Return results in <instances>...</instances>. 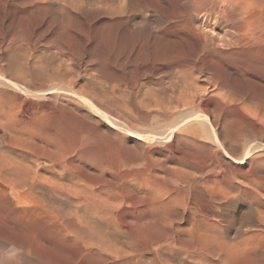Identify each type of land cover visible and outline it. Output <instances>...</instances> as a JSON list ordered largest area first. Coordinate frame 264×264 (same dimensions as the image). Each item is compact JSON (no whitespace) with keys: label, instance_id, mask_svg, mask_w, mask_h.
<instances>
[{"label":"rangeland","instance_id":"rangeland-1","mask_svg":"<svg viewBox=\"0 0 264 264\" xmlns=\"http://www.w3.org/2000/svg\"><path fill=\"white\" fill-rule=\"evenodd\" d=\"M79 1L81 0L71 4H69L70 0L66 1L67 4L63 0L61 2L56 1L57 3H51L49 8L51 10L41 9V11H37L33 5L26 4L24 0H0V44L9 41L8 37L11 39L19 31L24 33L28 30V34L24 33L27 34L26 37L24 34L22 37L16 35L19 39L15 43L20 46L19 48H21L23 54L33 53L29 50L30 43H38L39 48L33 54L42 57L45 62L52 64V67L60 69L59 72L66 75L68 86L80 95L92 100L96 105L106 109L113 118L115 117L118 122L124 124L125 130L124 128H117L103 115L94 111L88 103L86 105L85 100L77 99L73 94L61 92L53 94L56 100H52L50 103L56 101L53 102V105L59 104L57 105L58 116L62 115L49 124L47 129L50 133L47 129L45 132L47 137L52 135L56 141L58 140L59 145L63 141L62 145H65L64 152L68 154L67 163L60 162L57 165L56 170L58 172H56L57 174L60 173V176L58 174V180H62L60 182H70V186L75 187V192H79L80 189L86 191L87 195L84 196L82 193L79 195L80 192L77 194L73 191L75 195L80 196L82 199L77 200L74 197L76 198V202H74V198L67 199L63 197L62 200V196L55 197L52 193L46 194V200L51 196L48 203L51 202L53 208L55 204L54 209L59 215L64 216L62 222L65 223L74 219V224L54 227L57 229L56 231H45L41 225L27 223L22 218L18 219L16 215L14 216L16 212L14 213L11 209L10 213V208L5 207V204L9 202L5 199L6 197L2 198L0 196L1 202L4 200L2 203L7 202L0 207V211H3L0 212V264H264V102L262 101L264 98V81H262L264 80V58H257L250 54H244L245 57L243 55H231L220 69L222 77H226L224 78L226 80L219 82L221 88L225 86L223 87L224 90L220 88L221 91L220 86L218 87L214 83V85L208 86L207 80L212 76H210L211 72L203 71L201 74L203 76L198 72L194 73V78L197 77L196 80L203 79L202 82L201 80L197 81L199 85L201 84L200 86H207L206 88L210 89L209 91L214 90L207 96L209 99L207 97L204 99L205 102L203 101L202 105H199L196 109H191L196 110V114L209 115L212 125H216L215 122L219 121L216 125L217 128L215 125L213 127H215L217 133L221 134L218 135L220 140H223L221 141L222 147L212 141L209 143L208 139L210 138L207 137L210 136V130L207 126V128L205 127L202 121L194 119L190 121L197 127L192 128L193 132L182 126V128L176 130L174 138L168 135L167 138L166 135H163V132L174 128L175 124L173 123H175L177 115L180 113L185 114L191 109L188 107H184V109L182 106H180L181 108L177 107L178 109H175L176 106L164 107L165 109L156 106V108L154 106L150 108L145 105L138 109L134 106V100L137 102L140 97L139 94L142 96L145 91L152 88V91H158V89L169 90V94L171 93V86L169 85H173L182 74L183 76H189L191 73L187 69L188 66L182 63L186 59V51L184 50L189 46L183 45L184 39L179 38L180 40L177 39L176 41V38L169 36H163L157 41L148 40L150 31L147 25L137 33V22L150 17L149 14H151L146 10L145 12L143 8L129 13L123 6L125 5L123 1L122 3L119 2L122 6L116 1L114 4H118L120 10L124 7L123 10L126 12L125 14L122 10L121 14L119 7H116L117 5L112 7L110 5L113 3L106 0L103 3L106 7L110 4L109 7L114 10L111 11L116 15L113 16L114 14L110 11L111 8L107 9L102 2L101 5L96 3L95 7L98 9L94 7L90 9L89 7L90 10H87V6H84L86 3L82 4ZM184 1L153 0L150 7H158V5L163 4L167 9H172H168L169 12L171 11L170 17H172L174 13L190 6V0H187L188 3L186 0ZM76 2H78V5H83L80 6L83 7L82 11L78 10V6H72V4H77ZM57 6L62 8H56ZM99 6H102L101 11ZM4 7L5 9H3ZM52 7L56 8L57 11ZM92 9L97 12L99 10V12L92 11ZM46 11L47 13H45ZM101 13L106 14L103 16ZM108 13L112 15L110 16ZM118 13L121 15H117ZM136 13L142 14L137 15ZM98 14L100 15L98 16ZM132 15L140 16L139 20L137 19V22L133 20ZM102 19L105 20V23ZM26 20L27 23L29 20L28 25ZM100 22H103L104 25ZM48 27L50 28L47 29ZM98 28L100 29L98 30ZM140 31H142V34ZM12 32H15V34L12 35ZM54 34H58L57 41L65 44L72 43L73 48L71 51L64 52L50 44ZM136 35L140 41L143 39L140 44L139 41H136ZM50 36L51 38H49ZM147 41L150 42L146 43ZM152 41L156 44L154 45ZM8 45L6 44L3 50L0 49V76L9 79L10 77L6 76L10 75L5 74L6 72L3 71V68L7 65L4 56L10 53V49H13L16 45L13 44V47H11L12 44L9 45L10 47ZM152 47L153 49L157 47L159 50L155 49L153 51ZM153 52L155 54L152 55ZM165 53L167 54L165 55ZM251 57L254 61L251 60ZM151 58L155 63L151 61ZM159 58L165 62L171 60L176 66H165L164 71L162 69L160 71L155 68L160 63V60H156ZM149 59L150 63L147 61ZM228 63L229 65H227ZM177 69L180 70L177 73H181L179 77H177L178 74L175 71ZM186 69L187 74L184 75ZM182 71L185 73H182ZM138 79L141 81H138ZM252 81L255 83H252ZM232 82L235 83L232 84ZM249 82L251 85L248 84ZM254 84L260 85L254 86ZM238 85L241 87L239 88ZM138 86L139 90H137ZM216 89H219L218 95ZM9 90L0 84V111L5 108L10 109L11 105L14 107L15 103L10 102L8 96H3L6 95L5 91L10 92ZM232 90L235 91L234 94ZM239 90L245 91L240 92ZM246 90L250 91V94ZM215 92L217 96H215ZM252 93L255 95L252 96ZM257 94L259 97H256ZM210 96L212 97L210 98ZM261 98L263 103L260 101ZM35 103L36 105H42L45 102L34 100ZM15 105L14 109L16 111L20 114L25 113L24 105ZM17 105L22 106V109ZM65 107L69 110H66ZM169 110L170 112H168ZM63 113L66 114L63 115ZM5 125L10 126L8 123ZM201 126L205 129H202ZM13 129L18 132L20 128L15 127V125L11 127L14 136L19 137L21 132L17 133ZM128 130H133L135 134L137 132L136 138H133L134 132H131L132 135ZM145 130L146 132L159 130L158 137L160 140H158L156 134L152 139L142 137L140 134H144L142 132H145ZM206 131L208 132L206 133ZM180 132L181 135H179ZM55 135L60 136V138L57 137L56 139ZM184 136V141H186V138L188 140L191 137L193 140L195 137L197 141L196 139L193 141L197 142V145L194 146L195 142L191 138L185 143L182 140ZM161 138L163 140L167 139L163 142ZM8 139H10V131L7 132L0 126L1 154L18 159L20 153L17 152L18 155L14 152L7 153L5 145L3 146L1 142V140L8 141ZM155 140L158 141L155 143ZM198 143L203 148H200ZM186 145H189V148ZM259 145H262V150H257L256 147L260 148ZM190 146L196 148L190 150ZM247 146L248 148H246ZM241 147L243 149H240ZM197 148H200L201 151ZM245 148L247 151H245ZM252 148L256 150L253 151ZM237 157L241 161L237 160ZM63 174L67 175L66 178L68 179L65 178L64 180ZM93 192L97 196L105 197V199L95 197L96 194L94 195ZM49 194L50 196H48ZM82 195L85 198L89 196L88 200H85ZM77 202H79V208L76 205ZM90 208H93V211ZM87 213L90 215L87 216ZM76 214H78L77 217H75ZM95 214L96 216L97 214L103 215L104 222L103 220L100 221L102 218L100 215H98L100 217L98 219L99 217H96ZM106 215L108 216L105 217ZM76 219L81 221L82 225L79 221L78 224ZM86 222L88 223L86 224ZM96 222H99L98 225ZM102 223L108 226L106 227ZM207 227L208 229H206ZM214 227L216 228L214 229ZM102 228L105 230L103 231ZM96 231L104 233L102 239ZM28 238L31 240L29 244ZM241 241L242 244H240ZM255 242H259L257 243L258 246H255ZM61 243L64 245L62 246ZM238 244L242 245L243 248L240 245L241 248H239ZM214 253L217 254L213 255ZM222 254L223 256H221ZM251 255L252 257H250ZM253 257H256L255 260H253Z\"/></svg>","mask_w":264,"mask_h":264},{"label":"bare ground","instance_id":"bare-ground-1","mask_svg":"<svg viewBox=\"0 0 264 264\" xmlns=\"http://www.w3.org/2000/svg\"><path fill=\"white\" fill-rule=\"evenodd\" d=\"M26 1V4H31V6L33 5V7H35V9L37 11H41V9L44 10H48L51 6L52 2H56V1H60L61 0H24ZM67 0H63V2H66ZM77 1V0H75ZM75 1H71L75 3ZM82 1V0H81ZM80 3H86L84 6H87V10L91 9V7L93 8H97L96 3H100L99 5H101V2L105 3L106 0H83L84 2ZM112 2L113 4L110 5L113 7V5H115L114 3L117 1V3H122V1L125 3V5H123L126 9L127 12H135L136 9H141L143 8L144 11L146 10L147 12H150L151 14L150 17H147L145 19H142L141 21L137 22V19L139 20L140 16H135L132 15V17L134 18L133 20H136L137 22V29L136 31H138L137 33H139V30H142L145 28V26L147 25L149 28V37L148 40H159L161 38H163V36H169L172 38H176V41L178 39V41L180 40L179 38L184 39V43L183 45L185 46H189L187 49L185 48L184 51H186V59L182 62L185 63V66H188L187 69H189V72L191 74H189V76H180V78H178V80L175 81V83L173 85H169L170 87V92L168 94V91H165L164 89L159 90H153L149 89V91H145L144 94H139L140 97L138 98L137 102L136 100H134V106L136 108H142L144 105L147 107L152 108V106H154V108L156 107H170V106H176L175 109L180 106H182V108L184 107H188L189 109H196V107L198 108L199 105H202L204 99L210 95L211 91H209L210 89L206 88V87H202L200 86L197 81L201 80V79H195L197 77L194 78V73L198 72L200 73V75L202 74L203 71H208L211 72L210 74V78L207 80L208 82V86L210 87V85H216V86H220L219 82L221 83V80H226L224 78L226 77H222V71L221 66H223L226 62V60L231 57V55H243L245 57L244 54H250L253 55L254 57L257 58H264V0H190V6L188 7H184V10H180L178 13H174V15L172 17H170V13L167 7L162 5H158V7H150L151 2H153V0H107ZM165 1V0H164ZM179 1V0H178ZM19 2V1H18ZM62 2V3H63ZM69 2V1H68ZM155 2V1H154ZM159 2V1H158ZM182 2H185L184 0H182ZM187 2V0H186ZM57 3V2H56ZM55 3V4H56ZM77 4H72V6L76 5V7H79V11L83 10V7H80L81 5H78V2H76ZM103 3V4H104ZM119 3V4H120ZM188 3V2H187ZM3 4V3H2ZM6 4V3H5ZM16 4V3H15ZM54 4V5H55ZM60 4V3H59ZM58 4V5H59ZM67 4V2L65 3ZM107 4V3H106ZM161 4V3H160ZM170 4V3H169ZM173 4V3H172ZM1 5V4H0ZM12 5V4H11ZM19 5V4H18ZM105 5V4H104ZM105 7L107 9H110L111 7ZM117 5V6H116ZM116 7H119L118 4H116ZM121 5V4H120ZM155 5V4H154ZM167 5V4H166ZM184 5V4H182ZM3 6V5H2ZM5 6V5H4ZM8 6V4H7ZM27 6V5H26ZM63 6V5H62ZM83 6V5H82ZM103 6V5H102ZM100 7V11H101V7ZM122 6V5H121ZM156 6V5H155ZM169 6V5H168ZM180 6V5H179ZM9 7V6H8ZM12 7V6H11ZM20 7V5H19ZM55 7V6H53ZM52 7V8H53ZM59 6H57L56 8H58ZM61 7V6H60ZM59 7V8H60ZM75 7V9H77ZM84 7V9H86ZM124 7L120 10L119 7V12H121ZM173 7V6H172ZM176 7V6H175ZM1 8V7H0ZM53 8V9H56ZM62 8V7H61ZM67 8V7H66ZM74 8V7H73ZM72 8V9H73ZM82 8V9H80ZM181 8V7H179ZM5 9V7L3 8ZM22 9V8H21ZM68 9V8H67ZM71 9V8H70ZM69 9V11H70ZM71 9V10H72ZM89 9V10H90ZM95 9H92L95 10ZM98 9V8H97ZM115 9V8H113ZM171 9V8H170ZM169 9V10H170ZM178 9V8H177ZM183 9V8H182ZM51 10V9H49ZM64 10V9H63ZM62 10V11H63ZM106 10V9H105ZM112 10V8L110 9V11ZM117 10V8H116ZM115 10V11H116ZM172 10V9H171ZM57 11V9H56ZM68 11V12H69ZM96 11V10H95ZM103 11V10H102ZM107 11V10H106ZM105 11V12H106ZM109 11V13H110ZM114 11V10H112ZM111 11V12H112ZM118 11V10H117ZM116 11V12H117ZM145 11V12H146ZM67 12V13H68ZM77 12V11H76ZM89 12V11H86ZM97 12V11H96ZM95 12V13H96ZM99 12V10H98ZM97 12V13H98ZM47 13V11L45 12ZM81 13V12H80ZM90 13V12H89ZM94 13V12H93ZM108 13V14H109ZM113 13V12H112ZM123 13L126 14V12ZM72 14V13H71ZM79 14V13H77ZM83 14V12H82ZM86 14V13H85ZM102 14V13H101ZM106 13H103L102 15L105 16ZM114 14V13H113ZM122 14V12H121ZM120 13H118L117 15H121ZM137 14V13H136ZM142 14V13H141ZM141 14H137V15H141ZM76 15V14H73ZM100 14H98L99 16ZM110 15V14H109ZM112 15V14H111ZM110 15V16H111ZM124 15V14H123ZM122 15V17H123ZM128 15V13H127ZM77 16V15H76ZM79 16V15H78ZM96 16V15H95ZM108 16V15H107ZM113 16H116L115 14ZM129 16V15H128ZM146 16V15H145ZM36 17V16H35ZM41 17V16H40ZM109 17V16H108ZM120 17V16H119ZM127 17V16H126ZM125 17V18H126ZM144 17V16H142ZM105 18V17H104ZM112 18V17H110ZM109 18V19H110ZM113 19V18H112ZM119 19V18H118ZM130 19V18H129ZM23 20V19H22ZM96 20V19H95ZM94 20V23H95ZM101 20V19H100ZM103 20V19H102ZM105 20H107L105 18ZM105 20H103V22L105 23ZM132 20V18H131ZM131 20H129V22H131ZM103 22H100L103 24ZM112 22V20H111ZM127 22V20H126ZM29 23V20H28ZM27 20H26V24L28 25ZM98 23V22H96ZM99 23V24H100ZM110 23V22H109ZM115 23V22H114ZM24 24V25H26ZM60 24V23H59ZM133 24V23H132ZM135 24V23H134ZM133 24V25H134ZM22 25V23L20 24V26ZM26 25V27H27ZM53 25V24H51ZM104 25V24H103ZM118 25V24H117ZM54 26V25H53ZM136 26V25H135ZM134 26V27H135ZM25 27V28H26ZM96 27V25H95ZM98 27H100L98 25ZM103 27V26H102ZM101 27V28H102ZM23 28V27H21ZM24 28V29H25ZM50 27H48L47 29H49ZM60 28V27H59ZM130 28V27H129ZM147 28V27H146ZM18 29V28H17ZM23 29V30H24ZM100 28H98L99 30ZM133 29V28H132ZM14 30V28H13ZM26 30V29H25ZM117 30H119L117 28ZM128 30V29H127ZM148 30V29H147ZM16 31V30H15ZM50 31V30H49ZM48 31V32H49ZM26 33L28 32V30L25 31ZM24 32V33H25ZM23 31H19L18 36H23ZM45 33V32H44ZM52 33V32H51ZM101 33V32H100ZM140 33L142 34V31H140ZM15 34V32H12V35ZM28 34V33H27ZM26 34V35H27ZM16 35H13L11 37V39L8 37L9 41H5V43H1L0 44V49L3 50L4 46L6 44H12L11 47H13V44H15L13 47V49H10V53L6 54V50H5V56L4 59L7 61V65L5 66V68H3V71L6 72L5 74H9L10 76H6V77H10L5 78V76H0V84H2V86H5L6 88L10 89V92H6L5 96H8V99L10 100V102H14L15 104H21L24 105V109H25V113H19L18 111H16L14 109V107L16 106L14 103V107L13 105H11L12 107L10 109H2L0 111V126L3 127L7 132L10 131V139H8V141L6 140H1V142L3 143V146L5 145L6 147V151L7 153L10 152L11 153H15L17 154L20 153V156H18V159H14L11 156H4L2 155L0 152V196L2 198H5L6 200H8L9 204L7 203L5 204L7 208H10V213H11V209L12 211L16 214H14V216L16 215L19 218L24 219L27 223L30 224H38L41 225V227H43L42 229H44L45 231H56L57 229L54 227H63V226H69L70 224H74V219L68 221V222H62V217H64L63 215H59L58 212L54 209L55 208V204H54V208L51 206L52 204L48 203V200L50 199V194L48 196H50L47 200H46V194L47 193H52L54 194L55 197H59L62 196L61 199L63 200L64 198L67 199H72L74 197L78 199H81L80 196L75 195V193H79V195L82 193L84 196L87 195L86 191H81L79 189V192H75V187L74 186H70V182H60L62 180H58L59 176L57 174V165L60 162H66L67 156L68 154L64 152V147L65 145L62 141L61 145L58 144V142L53 138L52 135L47 137L46 134V129L49 126V124H51V122L55 119V118H59L60 116H58L59 112H58V108L57 105H53V102L50 103L52 100H56V98H54L55 96L53 94L55 93H67V94H73L78 98L85 100L86 101V105L87 103L90 105V107L96 111L97 113L103 115L105 118H107L111 123H113L117 128H124V124L118 122L115 117L113 118L112 115L103 107L96 105L92 100L88 99L87 97H85L84 95H80L79 93L75 92L70 86H68V84L66 83V75L62 74L61 72H59L58 69L52 67L53 65L50 63H47L43 60L42 57H38L35 56L34 51L37 50L38 47V43H30V51L33 53L30 54H23L21 48H19L20 46L17 45L16 40L19 39V37H16ZM25 35V34H24ZM25 35V37H26ZM50 35V34H49ZM58 35V34H57ZM57 35L54 34L49 38H51V42L50 44H52L53 46H55L56 48H58L61 51H71V49L73 48V44H65V43H61L60 41H57ZM97 35V34H96ZM139 35V34H138ZM142 36V35H141ZM95 37V36H94ZM138 36L136 35V41L140 44L141 41H143V39L140 41L138 38ZM48 38V39H49ZM98 38V37H96ZM168 38V37H167ZM171 38V39H172ZM47 39V41H49ZM147 39V38H146ZM135 40V39H134ZM168 40H170L168 38ZM175 40V39H174ZM172 40V41H174ZM62 41V40H61ZM146 41V40H145ZM152 41V42H153ZM136 42V43H137ZM150 42V41H149ZM148 41L146 43H149ZM137 43V44H138ZM160 43V42H159ZM40 44V43H39ZM49 44V43H48ZM142 44V43H141ZM154 44V42H153ZM151 43V45H153ZM156 44V43H155ZM154 44V45H155ZM161 44V43H160ZM159 44V45H160ZM8 45V46H9ZM150 45V46H151ZM153 45V46H154ZM7 46V48H8ZM41 46V45H40ZM49 46V45H48ZM138 46V45H136ZM10 47V46H9ZM159 47V46H157ZM155 48L157 50H159L158 48ZM54 48V47H53ZM153 49V47H152ZM153 49V51L155 50ZM0 50V51H1ZM173 50V49H172ZM170 50V51H172ZM177 50V49H176ZM67 51V52H69ZM181 51V50H180ZM164 52V51H163ZM161 52V53H163ZM167 52V51H166ZM174 52V50H173ZM3 53V51H2ZM157 53V52H156ZM77 54V53H76ZM152 55L155 54L154 52L151 53ZM150 54V55H151ZM164 54V53H163ZM167 53H165L166 55ZM80 55V54H79ZM78 55V56H79ZM158 56H160V54L157 53ZM163 55V56H165ZM183 55V54H182ZM156 56V57H158ZM185 56V54H184ZM242 56V57H243ZM1 57V55H0ZM80 57V56H79ZM148 57V56H147ZM152 57V56H151ZM241 57V58H242ZM243 57V58H244ZM250 57V56H248ZM149 58V57H148ZM147 58V59H148ZM166 58V57H165ZM164 58V59H165ZM185 58V57H184ZM247 58V57H246ZM253 60V57H251ZM1 59V58H0ZM3 59V58H2ZM84 60V59H83ZM156 60H160L156 59ZM155 60V61H156ZM163 60V59H162ZM168 60V59H167ZM264 60V59H263ZM148 63H150L151 61L154 62L151 58L147 60ZM171 61V60H170ZM168 61H161L158 66H156L155 68L160 70H163L165 66L167 67H172L175 64L172 63L173 61L170 62ZM229 61V60H228ZM243 61V60H242ZM254 61V60H253ZM249 62V61H247ZM263 62V61H262ZM155 63V62H154ZM157 63V62H156ZM232 63V62H231ZM251 63V62H249ZM261 63V62H260ZM264 63V62H263ZM153 64V63H152ZM150 64V65H152ZM158 64V63H157ZM253 63H251L252 65ZM257 64V63H255ZM5 65V64H4ZM155 65V64H153ZM152 65V66H153ZM169 65V66H168ZM229 65V63L227 64ZM250 65V66H251ZM254 65V64H253ZM176 66V65H175ZM179 66V65H178ZM232 66V65H230ZM256 66V65H254ZM258 66V65H257ZM154 67V66H153ZM261 67V66H258ZM257 67V68H258ZM155 68H154V72H155ZM238 68V67H237ZM252 68H254L252 66ZM256 68V69H257ZM264 68V67H263ZM185 69V68H184ZM187 69H186V73L184 71H182V73H185L184 75L187 74ZM230 69V68H228ZM254 69V70H256ZM172 70V69H171ZM183 70V69H182ZM259 70V69H258ZM152 71V70H151ZM158 71V72H160ZM164 71V70H163ZM166 71V70H165ZM168 71V70H167ZM176 73L180 72V70L178 71L175 70ZM231 71V70H230ZM229 71V72H230ZM253 71V70H252ZM1 72V70H0ZM239 72V71H237ZM245 72V70H244ZM255 72V71H254ZM260 72V71H259ZM153 73V72H151ZM168 73V72H167ZM232 73V72H231ZM258 73V72H257ZM262 73V72H261ZM264 73V72H263ZM158 74V73H157ZM164 74V72H163ZM166 74V73H165ZM178 74V73H177ZM242 74V73H240ZM246 74V73H245ZM145 75V74H144ZM156 75V74H155ZM162 75V74H161ZM180 74H178L177 77H179ZM236 75V74H235ZM247 75V74H246ZM262 75V74H261ZM163 76V75H162ZM197 76V74H196ZM203 76V75H201ZM205 76V75H204ZM226 76V75H225ZM229 76V75H228ZM256 77V75H254ZM139 77V76H137ZM182 77V78H181ZM236 77V76H235ZM234 77V78H235ZM241 77V76H240ZM243 77V75H242ZM241 77V78H242ZM258 77V76H257ZM264 77V76H263ZM145 78V77H144ZM169 78V77H168ZM204 78V77H203ZM233 78V77H230ZM239 78V77H238ZM236 78V79H238ZM239 78V79H241ZM247 78V77H246ZM238 79V80H239ZM243 79V78H242ZM262 79V78H261ZM140 79H138L139 81ZM203 80V79H202ZM201 80V82H202ZM235 80V79H234ZM246 80V79H245ZM141 81V80H140ZM156 81V80H155ZM233 81V80H231ZM264 81V80H262ZM172 82V81H171ZM205 82H206V78H205ZM224 82V81H222ZM228 82V79H227ZM226 82V83H227ZM204 83V82H203ZM214 83V84H213ZM235 83V82H234ZM232 82V84H234ZM246 83V81H245ZM252 83H255L254 81H252ZM258 83V82H257ZM260 83V82H259ZM262 83V82H261ZM260 83V84H261ZM264 83V82H263ZM141 84V83H140ZM225 84V83H224ZM231 84V83H230ZM250 84V82L248 83ZM259 84V85H260ZM139 85V84H138ZM206 85V84H205ZM229 85V84H228ZM227 85V86H228ZM251 85V84H250ZM254 84V86H259ZM141 86V85H140ZM226 86V87H227ZM253 86V85H252ZM262 86V85H261ZM213 87V86H211ZM225 87V86H223ZM223 87L221 88V86L219 87V89L221 88L222 90ZM237 87V86H236ZM239 87V85H238ZM237 87V88H238ZM241 87V86H240ZM239 87V88H240ZM264 87V86H263ZM4 88V87H3ZM215 88V86H214ZM235 88V87H234ZM238 88V89H239ZM255 88V87H254ZM253 88V89H254ZM143 89V88H142ZM219 89H216L215 91H217V95L219 94ZM220 89V91H221ZM236 89V88H235ZM237 89V90H238ZM252 89V90H253ZM137 90H139V86L137 88ZM141 90V89H140ZM227 90V88H226ZM241 90V89H240ZM239 90V91H240ZM251 90V88H250ZM233 91V90H232ZM245 91V90H244ZM244 91H240V92H244ZM247 91V90H246ZM134 92V91H133ZM235 91H233L234 94ZM248 93L250 91H247ZM255 92V91H254ZM231 92L229 91V94ZM239 93V92H238ZM4 94V93H3ZM114 94V93H113ZM124 94V93H123ZM214 94V93H213ZM228 94V93H226ZM242 94V93H241ZM247 94V93H245ZM250 94V93H249ZM71 95V96H73ZM138 95V94H137ZM216 92H215V96ZM236 95V94H235ZM255 95L252 93V96ZM50 98H49V97ZM66 96V95H65ZM229 96V95H228ZM226 96V97H228ZM231 96V94H230ZM238 96V95H237ZM250 96V95H249ZM251 96V98H252ZM137 97V96H136ZM212 96H210L211 98ZM214 97V96H213ZM232 97V96H231ZM256 97H259L258 94ZM262 97V96H260ZM7 98V97H6ZM208 98V97H207ZM255 98V97H254ZM263 98V97H262ZM262 98L260 99V101L262 100ZM74 99V98H73ZM76 99V101H77ZM209 99V98H208ZM256 99V98H255ZM34 100L39 101V100H43L45 103L42 105H36V103L34 104ZM58 100V99H57ZM60 100V99H59ZM70 100V99H69ZM211 100V99H210ZM8 101V100H7ZM64 101V100H63ZM62 101V102H63ZM102 101V100H100ZM259 101V100H258ZM264 102V98L262 100ZM261 101V103H263ZM56 102V101H55ZM54 102V103H55ZM60 103H62L61 101H58ZM205 102V101H204ZM9 103V102H8ZM7 103V104H8ZM11 103V104H12ZM67 103V102H66ZM65 103V104H66ZM85 103V102H83ZM207 104V103H206ZM61 105V104H60ZM264 105V103H263ZM18 107L20 105H17ZM66 106V105H64ZM156 106V107H155ZM22 106H20L19 108H21ZM107 107V106H106ZM134 107V108H135ZM218 107V106H217ZM9 108V106H8ZM162 108V110H163ZM177 108V109H178ZM181 108V107H180ZM23 109V110H24ZM61 109V108H60ZM63 109V108H62ZM66 109V107H65ZM90 109V108H88ZM137 109V110H138ZM149 109V108H148ZM165 109V108H164ZM174 109V108H173ZM185 109V108H184ZM187 112V113H183V114H178L176 113L177 117L175 118V124L170 130H167L166 132H163V135H167L171 138H174L173 136L176 133V130H179L180 128H182V126H184V128L189 129L190 132H193V127L195 126L193 121H202L203 124L205 125V127L207 126L208 129L210 130V136L206 137L213 139V140H209L212 141L213 143L215 142L216 144H218L219 146L222 147V139L220 140V136L221 134H219V132L217 133V131L214 129L215 127H213L214 125L211 124V118L209 115H204L203 114H196L195 111L196 110H192ZM69 110V109H66ZM136 110V109H135ZM147 110V109H146ZM205 110V109H204ZM203 110V111H204ZM207 110V109H206ZM209 110V109H208ZM62 111V110H61ZM172 111V110H171ZM198 111V109H197ZM111 112V111H110ZM161 112V110H160ZM170 112V110L168 111ZM173 112V111H172ZM180 112V111H178ZM186 112V111H185ZM201 112V111H199ZM205 112V111H204ZM92 113V111H91ZM66 114V113H65ZM63 113V115H65ZM70 114V113H69ZM96 114V113H95ZM210 114V112H209ZM222 114V113H221ZM21 115V116H19ZM98 115V114H97ZM164 115V114H163ZM215 115V113H214ZM212 116V115H211ZM218 117V116H217ZM163 118V117H162ZM219 118V117H218ZM4 119V120H3ZM165 119V118H164ZM215 119V118H214ZM217 119V118H216ZM6 120V121H5ZM218 120V119H217ZM120 121V120H119ZM221 121V120H220ZM227 121V120H226ZM10 124L11 125H15V127H19L20 129L18 130V132L21 134H19L20 136H14L13 131L11 130V127L13 126H9V125H5V124ZM55 122V121H54ZM53 122V124H55ZM195 122V121H194ZM213 122V121H212ZM215 122V121H214ZM108 123V122H107ZM196 123V122H195ZM215 123H219L215 122ZM222 123V122H221ZM216 124V125H217ZM167 125V124H166ZM197 125V123H196ZM200 125V124H198ZM202 125V124H201ZM215 125V126H216ZM52 126V125H51ZM170 126V124H169ZM172 126V124H171ZM152 127V126H151ZM168 127V126H167ZM196 127V126H195ZM206 127V128H207ZM55 128V127H54ZM114 128V127H113ZM197 128V127H196ZM202 128V126H201ZM217 128V126H216ZM15 129V128H14ZM13 129V130H14ZM17 129V128H16ZM127 129V128H126ZM129 129V128H128ZM151 129V128H150ZM205 129V128H202ZM207 129V130H208ZM52 130V129H51ZM54 130V129H53ZM208 130V131H209ZM219 130V129H218ZM16 131V130H14ZM48 131V129H47ZM130 131V133L133 130H128V132ZM162 131V130H161ZM206 131V133L208 132ZM17 132V131H16ZM17 132V133H18ZM49 132V131H48ZM134 132V131H133ZM50 133V132H49ZM139 133V132H138ZM144 134H140L142 135V137H146V138H151L155 137L157 135V137L159 136V130L158 131H154V130H150L147 131L145 130V132H142ZM162 133V132H161ZM197 133V132H196ZM55 134V133H54ZM57 134V132H56ZM132 134V133H131ZM135 134V132L133 133ZM132 134V135H133ZM137 134V132H136ZM136 134L134 135L133 138H136ZM156 134V135H155ZM183 134V133H182ZM219 134V135H218ZM16 135V134H15ZM58 135V134H57ZM181 135V132L180 134ZM200 135V134H199ZM205 135V134H204ZM209 135V134H208ZM264 135V134H263ZM190 136V135H189ZM51 137V138H50ZM60 138V136H56ZM187 137V135H186ZM226 137V136H225ZM8 138V137H7ZM58 138V139H59ZM159 138V137H158ZM165 138V137H164ZM168 138V137H167ZM166 138V139H167ZM181 138V137H180ZM185 136L183 137V141H184ZM191 138V137H190ZM188 138V140L190 139ZM200 138V137H199ZM205 138V137H204ZM222 138V137H221ZM239 138V137H238ZM3 139V138H2ZM150 139V140H151ZM162 139V138H161ZM166 139H162L163 142ZM179 139V138H178ZM194 139H196L194 137ZM193 139V140H194ZM201 139V138H200ZM60 140V139H59ZM62 140V139H61ZM147 140V139H145ZM160 140V138L158 139ZM155 140V143L156 141ZM161 140V141H162ZM173 140V139H172ZM186 138V141H188ZM192 140V138H191ZM192 140V141H193ZM154 141V139H153ZM169 141V140H168ZM181 141V140H179ZM186 141H184L186 143ZM197 141V139H196ZM204 141V140H203ZM148 142V141H147ZM150 142V141H149ZM160 142V141H159ZM195 142V141H193ZM189 143V142H187ZM197 142H195V145ZM203 143V142H202ZM211 143V144H213ZM190 144V145H191ZM207 144V143H206ZM215 144V145H216ZM245 145V143H243ZM252 144V143H251ZM191 145V146H192ZM199 147L200 144L198 143ZM202 145V144H201ZM209 145V144H208ZM187 146V145H186ZM189 146V145H188ZM187 146V147H188ZM190 146V147H191ZM193 146V148H194ZM207 146V145H206ZM239 146V145H238ZM246 146V145H245ZM258 146V145H255ZM262 146V145H261ZM261 146L259 145L260 148L256 147L257 150L261 149ZM1 147V146H0ZM198 147V146H197ZM202 147V146H201ZM200 147V148H201ZM211 147V146H208ZM214 147V146H213ZM240 147V146H239ZM243 147V146H242ZM240 149H243V148ZM189 148V147H188ZM193 148L191 147L190 150ZM196 148V147H195ZM194 148V149H195ZM200 148H197L200 150ZM203 148V147H202ZM207 148V147H206ZM215 148V147H214ZM217 148V147H216ZM248 148V146L246 147ZM245 148V151H247ZM254 148V147H253ZM252 150H256L253 149ZM205 149V148H204ZM220 149V148H219ZM218 149V150H219ZM238 149V148H237ZM236 149V150H237ZM262 150V149H261ZM4 151V150H3ZM198 151V150H197ZM201 151V150H200ZM208 151V150H207ZM214 151V150H212ZM222 151V150H221ZM242 151V150H241ZM251 151V150H250ZM5 152V151H4ZM209 152V151H208ZM219 152V151H218ZM223 152V151H222ZM244 152V151H243ZM249 152V151H248ZM262 152V151H261ZM211 153V151H210ZM260 153V152H259ZM4 154V153H3ZM6 154V153H5ZM224 154V153H223ZM252 154V153H251ZM8 155V154H6ZM13 156H17L12 154ZM215 155V154H214ZM228 155V154H227ZM231 156V155H228ZM234 157V156H233ZM17 158V157H16ZM72 158V157H71ZM70 158V159H71ZM231 158V157H230ZM69 159V158H68ZM234 159V158H232ZM237 160L238 159L237 157ZM72 161V160H71ZM233 161V160H232ZM241 161V160H240ZM244 162V160H243ZM67 163V162H66ZM182 164V163H181ZM62 165V164H61ZM60 167V166H59ZM67 167V166H66ZM61 169V168H60ZM59 170V169H58ZM63 170V169H61ZM60 170V171H61ZM57 171V172H56ZM64 171V170H63ZM62 172V171H61ZM65 173H67L65 171ZM64 175V174H63ZM67 175H64V180L66 178ZM69 176V175H68ZM93 176V175H92ZM62 178V177H61ZM68 179V178H66ZM69 181V180H68ZM72 185V184H71ZM73 189H70V188ZM78 190V189H77ZM76 190V191H77ZM95 190V189H93ZM75 193H74V192ZM91 191V190H89ZM99 191V190H97ZM96 191V192H97ZM95 192V191H94ZM93 192V194H94ZM100 193V192H99ZM96 194V193H95ZM94 194V195H95ZM102 194V193H101ZM82 195V197H83ZM90 195V194H88ZM92 195V194H91ZM47 196V197H48ZM53 196V195H52ZM95 197H100L97 196V194L95 195ZM74 198V200L76 199ZM85 198V197H83ZM89 196L85 198V200H88ZM102 200L105 199V197H100ZM82 200V199H81ZM101 200V201H102ZM4 201V200H3ZM2 201V202H3ZM52 201V200H51ZM67 201V200H66ZM70 201V200H69ZM0 200V203L2 204L0 207H2L4 205V203H2ZM53 202V201H52ZM68 202V201H67ZM73 202V201H72ZM76 202V200L74 201ZM71 203V202H70ZM99 203V202H98ZM101 203V202H100ZM72 204V203H71ZM75 204V203H74ZM79 202H77L76 205H78ZM75 205V206H76ZM73 207V206H72ZM78 208L80 207L79 205L77 206ZM6 208V210H7ZM60 208V207H59ZM89 208V207H87ZM99 208V207H98ZM61 209V208H60ZM81 209V208H80ZM86 209V208H85ZM93 208H90V210H92ZM2 210V209H1ZM5 210V209H4ZM16 210V211H15ZM57 210H59L57 208ZM77 210V209H76ZM79 210V209H78ZM84 210V209H83ZM82 210V211H83ZM80 211V212H82ZM93 211V210H92ZM98 211V210H96ZM3 212V211H0ZM70 212V211H69ZM73 212V211H72ZM74 212H76L74 210ZM86 212V210H85ZM90 212V211H89ZM95 212V211H94ZM100 212V210H99ZM98 212V213H99ZM102 212V211H101ZM108 212V211H107ZM6 213V212H5ZM7 213L9 214V212L7 211ZM6 213V214H7ZM78 213V212H77ZM84 213V211H83ZM91 213V212H90ZM93 213V212H92ZM97 213V212H96ZM103 213V212H102ZM106 214V212H104ZM68 214V213H67ZM86 214V213H84ZM83 214V216H84ZM88 214V213H87ZM94 214V213H93ZM78 214H76L75 217H77ZM90 214H88L87 216H89ZM100 214H97V216ZM82 216V214H81ZM96 216V214H95ZM96 216V217H97ZM103 215H100V217H102ZM108 215H106L105 217H107ZM5 217V216H4ZM74 217V216H73ZM72 217V218H73ZM74 217V218H75ZM93 217V216H92ZM99 217V216H98ZM100 217L98 219H100ZM104 217V216H103ZM101 218L100 221H102L103 219L105 220V218ZM1 218V216H0ZM16 218V217H15ZM14 218V219H15ZM87 218V217H86ZM89 218V217H88ZM16 220V219H15ZM87 221V219H85ZM84 220V223H85ZM103 220V222H104ZM5 221V220H4ZM76 221L78 222L79 220L76 219ZM89 221V220H88ZM7 222V221H6ZM18 222V221H17ZM21 223V221H19ZM81 223V221H79ZM78 222V224H79ZM9 225L10 222H8ZM16 223V222H15ZM88 222H86L87 224ZM95 223V222H94ZM93 223V224H94ZM97 223V222H96ZM99 223V222H98ZM97 223V225H98ZM92 224V225H93ZM103 224V223H102ZM82 225V223H81ZM91 225V226H92ZM101 225V224H100ZM105 225V223L103 224ZM215 225V224H214ZM24 226V225H23ZM87 226V225H86ZM90 226V227H91ZM94 226V225H93ZM106 226V225H105ZM105 226H103L105 228ZM108 226V225H107ZM106 226V227H107ZM208 226V225H207ZM262 226V225H261ZM13 227V225H12ZM102 227V226H101ZM100 227V228H101ZM93 228V227H91ZM99 228V227H98ZM104 228L103 231L105 230ZM216 227H214L215 229ZM87 229V228H86ZM208 229V227L206 228ZM23 230V229H22ZM92 230V229H91ZM90 231V230H89ZM93 231V230H92ZM101 231V230H98ZM72 232V230H71ZM70 232V233H71ZM75 232V231H74ZM263 232V231H262ZM99 233L98 236L101 237L102 239V234L101 232H97ZM112 233V232H111ZM261 234V233H260ZM70 235V234H69ZM31 236V235H30ZM35 236V235H34ZM49 236V235H48ZM72 236V233H71ZM74 236V235H73ZM261 236V235H259ZM105 237V235H104ZM89 238V237H88ZM87 238V240H88ZM107 238V235H106ZM106 238H104L106 240ZM255 238V237H253ZM260 238V237H259ZM258 238V239H259ZM86 239V238H84ZM78 240V239H77ZM252 240V239H251ZM30 238H28V244L30 242ZM89 241V240H88ZM209 241V240H208ZM246 241V240H245ZM257 241V240H256ZM56 242V241H55ZM84 242V241H83ZM82 242V243H83ZM96 242V240H95ZM244 242V241H243ZM264 242V241H263ZM46 243V242H45ZM48 243V242H47ZM94 243V241H93ZM101 243V242H100ZM247 243V242H246ZM256 243V242H255ZM259 243V242H257ZM256 243L255 246H258ZM62 244V243H61ZM85 244V243H84ZM83 244V245H84ZM87 244V243H86ZM89 244V242H88ZM99 244V243H98ZM108 244V243H107ZM242 244V241L241 243ZM238 244V246L240 245ZM248 244H250V242H248ZM47 245V244H46ZM64 244H62L63 246ZM106 245V244H104ZM103 245V246H104ZM244 245V244H243ZM58 246V245H57ZM242 247V245H240ZM239 246V248H241ZM51 247V245H50ZM55 247V246H54ZM90 247V246H89ZM93 247V246H92ZM236 247V246H235ZM245 247V246H244ZM251 247V246H250ZM262 247V246H261ZM53 248V247H52ZM56 248V247H55ZM243 248V247H242ZM253 248V247H252ZM92 249V248H91ZM250 249V248H249ZM57 250V249H56ZM258 251V250H257ZM211 252V251H210ZM259 252V251H258ZM248 253V252H247ZM86 254V253H85ZM211 254V253H210ZM217 253H214L213 255H215ZM217 256V255H216ZM223 256V254L221 255ZM257 256V254H256ZM211 257V256H210ZM214 257V256H213ZM252 257V255L250 256ZM84 258V257H83ZM256 257H253V260H255ZM81 259V258H80ZM91 259V258H90ZM217 259V257H216ZM219 259V258H218ZM213 260V259H212ZM215 260V259H214ZM234 260V259H233ZM257 260V259H256ZM235 262V261H234ZM221 263V262H219ZM226 263V262H225ZM210 264V263H209ZM215 264V263H213ZM218 264V263H216Z\"/></svg>","mask_w":264,"mask_h":264}]
</instances>
